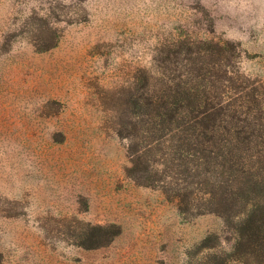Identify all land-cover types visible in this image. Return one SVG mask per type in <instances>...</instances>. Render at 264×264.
Masks as SVG:
<instances>
[{"label": "rangeland", "instance_id": "rangeland-1", "mask_svg": "<svg viewBox=\"0 0 264 264\" xmlns=\"http://www.w3.org/2000/svg\"><path fill=\"white\" fill-rule=\"evenodd\" d=\"M0 264H264V0H0Z\"/></svg>", "mask_w": 264, "mask_h": 264}]
</instances>
